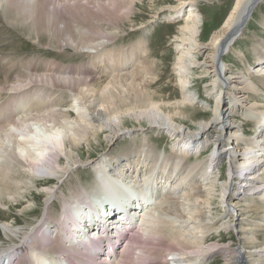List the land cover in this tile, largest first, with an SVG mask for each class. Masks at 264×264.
<instances>
[{"label": "bare ground", "instance_id": "bare-ground-1", "mask_svg": "<svg viewBox=\"0 0 264 264\" xmlns=\"http://www.w3.org/2000/svg\"><path fill=\"white\" fill-rule=\"evenodd\" d=\"M252 1L236 0L232 12L228 15L222 27L214 30L206 42L199 39L203 19L202 22L199 21L198 17L202 15L196 11V3L193 4L191 0H188L184 1L185 4H182L190 7V10L188 21L182 27L179 43H177V48L181 49L180 53H182L177 63L178 70L181 72L179 80L182 83L181 89L185 90L189 86V80L185 72L191 66L192 69H196L195 71L202 70L209 78L207 82L213 88L208 89L207 92L209 96L216 98V106L215 110L212 111L213 118L207 121L205 117H198L195 108H193V105L198 103V99H200L198 94L186 92L181 99L166 102V99H161L162 97H159L156 91L147 90V86H145L147 83L144 85L143 82L140 83L141 79L145 77L143 75L146 74L140 75L143 76L140 78L136 76L137 70L127 72L126 70L129 69L127 67L132 64L134 53L120 55L112 59L114 61L108 65V67L117 65L116 71L122 74L116 75L114 80L118 81L120 79L121 86H126V90L122 92L123 95L114 93L110 95L111 93L106 90L109 84L113 85L114 81L108 80L104 84L105 86L93 89L98 90L96 95H101L99 96L100 101H98L101 102L100 108L95 107L92 113H86L88 115L85 113L78 114L73 118L71 112L77 109L76 105L70 103L67 110L59 109L60 105L64 104L62 102L65 97L63 94L57 93L61 90H75L77 95L80 94L79 96L84 97L86 95L84 90L87 91L88 87L95 86V84H92L94 78H91L93 74L91 70H89L91 73H86L87 70L84 69H82L84 73H80V71L75 73L74 67L58 65L47 70L38 61L32 62L37 59L36 57L31 61L29 60L31 63L29 61L25 63L11 61V67L8 69V65L4 64L6 62L3 61L12 58L9 57V54L2 52L3 57L0 58V67L6 71L0 68V93H4L3 91L9 89L12 94L7 101L5 100L4 104H0V138L7 139L4 138V132L9 131L6 137L11 140L15 139L16 136L21 138L22 135H24L26 143L30 142L29 139L31 140V144L21 146L16 153L19 158L23 157L27 161L26 173H20L19 179H34V181H37L34 182L35 184L44 185L42 188L46 190L47 197L48 195L56 198L60 197L57 193H54L56 189L51 188L49 185L54 181H58L60 173L68 170L63 166L64 159L56 152L55 146L59 148L61 154L70 156V160L67 161L68 168L70 165L76 164L78 158H81L78 150L83 146L72 144L67 147L78 153L76 156L70 150L66 151L64 147L65 139L70 130H63L61 120H64L66 125L71 120L85 124L87 126L85 129L74 127V130L82 135L88 145L93 140L98 141L102 136L108 140V143L113 142L116 136L120 134L119 132L123 130L122 127L126 126L129 121H135L138 126L144 129L147 126V131L154 128L155 131L168 132V135L177 138V142L171 144V146H175L172 149L174 155L171 154L167 158L164 153L152 151L155 149L148 152H151L150 157L152 160L145 157L143 161L140 154L141 148L138 152L131 149L132 153L129 152L126 155L124 153L117 155L115 151L104 153L101 159H109L102 166L100 165L101 167L99 166L101 171L93 173V186L87 190L82 188L81 185L79 186L81 187L80 190L86 191L74 190L73 193H70L71 198H68L69 200H65V198L63 202H60L63 207L62 219L60 217V219H57L58 221L51 220L47 217L49 215L47 213L45 216L47 218H44L39 226L25 235H20L23 240L18 245L0 248V264H14L15 261H18L17 264H34L35 262L36 264H95L92 262L86 263L78 258V253H84L90 257H94L99 253L103 254L100 263L96 262V264H146L137 260H143V256L148 253L151 254V251H154V255L156 252L163 260L166 258V260H162L164 264H206L216 256H223L225 264H249V262L256 264L254 262L264 259V244L261 241H256V239L259 240L258 236L253 238L254 235H252L258 234L260 230L255 229L256 231H254L253 224H248L249 221L246 219L247 215L252 212L248 211L251 207L250 198L263 195L261 196L263 197L261 202L264 205V110L262 109L264 103H259L257 100L261 96L249 95L251 91H262L264 74L260 78L254 76L256 80L262 83L252 82L251 77H247L243 71H234L233 67L225 61L228 58L227 54L235 49L244 30L254 17V13H256L254 11L248 22L244 23L248 6ZM263 2L264 0H260L256 9ZM89 5L84 4L83 0H0V7L2 9L4 7L7 14L9 13L8 18L5 15L7 20L18 24L20 30L28 31L29 36L32 37V32L37 35V43L40 42L42 36L40 27L43 26L50 33L51 38L55 39L59 35L66 36L63 39L65 46L73 48L75 54L82 57L84 53H92L93 51L96 54L98 47L101 45L99 42L101 39L107 41L113 39L105 32L104 25L114 23L112 18L117 14L115 13V5L105 6L99 4L92 8ZM80 11L86 19H91L95 23L101 17L99 21L101 23L95 25L96 29L90 30L92 33L81 30L79 27H77L79 32L77 30L74 34L70 32L71 25L78 19L76 14ZM176 11L177 14L181 13L182 7L181 9L176 8ZM107 16H110L109 19H106ZM173 16L174 14L169 15L170 18H174ZM3 18L0 13V28L3 27L1 24L4 21ZM262 24L264 26V21ZM256 43L255 63L258 69L255 68L256 70H253L251 74L264 71V40H257ZM1 49L5 50V47L2 46ZM107 54L106 50L102 49V52L98 54L102 57H98L95 62L88 66L94 69L100 62L105 61L103 55ZM138 67L140 68L139 64ZM96 68H99V66ZM96 68L94 70L97 71ZM129 76L130 78L127 79ZM136 79L140 81L136 82ZM145 81L147 82V80ZM244 83L247 84L246 87L250 86L248 87L250 91L244 88ZM38 91L42 92L41 97L39 96L38 101L35 99L36 103L33 104L34 100L31 98ZM218 95L220 99H217ZM76 102L79 104L80 101ZM249 104H252L250 108L247 106ZM200 106L205 109L209 108L203 103ZM254 107L262 112L259 117H254L257 120L258 133H261L262 136L261 139L258 138L255 142L250 141L247 144L243 141L245 139L244 133L241 134L243 125L239 122L238 117L245 114L251 115ZM33 108H35V114H24L26 110L32 111ZM27 118L28 120H26ZM184 118H190V120L193 118L192 121L195 120L194 122L198 120L196 126L186 127L175 123V120ZM144 121L147 122V125H142ZM31 124L32 126H30ZM45 124L46 126L52 124L51 127H54V133H41V131L35 130L36 128L33 126H45ZM70 129L72 128L70 127ZM127 129L130 130V128ZM24 130L30 132V134L25 135ZM209 130L215 131L216 134H208ZM133 131L140 130L139 128H133ZM124 133L126 132L123 131L122 135ZM48 143L52 144L49 145ZM34 147L37 149V152H34L35 154L31 150ZM257 147L259 149L255 151ZM2 150L3 145H0V151ZM207 151L210 152L209 158L200 162L198 157ZM191 157H196V160L188 163ZM187 158L190 159L187 160ZM222 159L227 161L230 180L219 185L215 170L218 167V160ZM6 161L7 159L3 160L2 163ZM8 166V161L0 166V194L4 195L6 193L12 197L11 199H15V195L20 197L26 192L21 194V190L15 186L13 180L3 177V174H13L12 169ZM104 169L105 171H103ZM95 175H97V179ZM237 176H242V180L237 178L239 183L235 182ZM78 181L76 183H80ZM125 181L127 184H125ZM128 184L132 185L130 186L132 189H127L125 185ZM169 184L172 185L169 186L171 188L166 189ZM19 185L21 186V183ZM52 185L54 186V184ZM216 192L219 193V200H215L214 194H217ZM93 196H100V201H93ZM163 196L168 197L163 198ZM200 198L204 200V213H198L195 209L197 203H200ZM215 201L221 203V207L225 212V218L222 217L218 221L213 215L210 216L211 212L216 210L214 208ZM49 205L46 208H49ZM141 208L142 210H140ZM206 208L209 211H205ZM244 211H246V214ZM51 221L54 222L53 225L50 224ZM200 221L212 222L214 223L213 226L219 225L217 229L216 227L211 228L210 224H207L204 228L208 229L209 227L215 233H220L223 229L226 231L231 229V232L236 231V235L241 241V249L233 248L228 243V246L217 242L211 243L214 236H205L206 231H202L200 236L197 237L196 232L198 230L196 228V231L195 227L201 223ZM196 224L197 226H195ZM130 225L131 227H129ZM183 225L189 231L184 232ZM254 225L263 229L264 221L257 222ZM45 226L49 229H46ZM169 226L175 227L177 230H173V235L168 234L171 232L166 231L168 234L166 236L165 228ZM121 227H123V237L119 248L116 250L118 245L116 235ZM178 228H182V231H178L180 230ZM135 231L138 233L141 231L143 233L141 235L144 237H155L154 239L150 238L153 241L157 239L156 245L161 248H150L148 243L140 247L138 240H134L133 233ZM163 234L164 236H162ZM203 234L204 236H202ZM58 235L61 237V242L57 243L55 241L58 240L56 238ZM131 235L133 240H130ZM105 237L110 239L112 248L107 247ZM166 240L167 242H165ZM54 244L60 246L61 251L57 252L54 249L49 251ZM28 246L32 250L29 252L28 248L26 256L24 254L18 255L17 258L7 256L11 255V251L14 250L23 252ZM133 251L136 254L131 255V253H134ZM17 252L14 253L18 254ZM64 255L73 260L63 261L61 258ZM169 255L170 257H168ZM130 258L132 260L127 262ZM34 259L35 262H33Z\"/></svg>", "mask_w": 264, "mask_h": 264}, {"label": "rangeland", "instance_id": "rangeland-1", "mask_svg": "<svg viewBox=\"0 0 264 264\" xmlns=\"http://www.w3.org/2000/svg\"><path fill=\"white\" fill-rule=\"evenodd\" d=\"M184 1H188V0H83L84 4L86 3L90 4L89 6L91 8L99 4L105 5V6L115 5V10H116L115 13H117L114 16V18H112L114 20V23H108L107 25H104L105 32L107 33V35H109V37L113 39L110 41H107L106 39L105 40L101 39L99 41L101 45L100 47H98L96 54L94 51L92 53L90 52L84 53L83 57L79 54L76 55L75 52L73 51V48L65 46V42L63 41V39L66 38V36L59 35L60 38L59 37H56L55 39L51 38L50 33L46 30V28H43V26L40 27V30H41L40 33L42 34V36H41L40 42L37 43L38 42L36 40L37 35H35L32 32V37H31L27 34L28 31L23 30V29L20 30L18 28V24L12 23L9 20H7L9 13L7 14L4 7L3 9L2 7H0L1 16L2 18L3 17L5 18V19L3 18L4 21L3 23H1L3 27L0 28V58L3 57L2 52L9 54V57L12 58L9 60L4 59L3 61V62H6L4 64L8 65V69H10L11 67V61L15 63H21V62L25 63V62H28L29 60L31 61L34 57H36L37 59L32 62L38 61L39 63H41V66H45L47 70L51 69L53 66L58 65V66H64V67H70V66L74 67L73 69L75 70V73L79 71L80 73H84L82 69L87 70L86 73H91L92 71L93 74L91 78H94V81L92 84L93 85L95 84V86L92 87L90 85L92 88L88 87L87 91L84 90L86 92V95L84 97L79 96L80 94L77 95L75 90L73 91L72 90H66V91L61 90V91H58L57 93V94L59 93L63 94V96L65 97L62 102V104L63 103L64 104L60 105L59 109L67 110L70 106V103H72V105L73 104L76 105L77 109L72 110L73 112H71L73 114V118H75L76 115L78 114L92 113L95 107H97V109L100 108L99 105L101 104V102L99 103L98 101H100L99 96L101 95L100 94L96 95V92L98 90H93V89H97L100 86H105L104 84H106L108 80H112V82L113 81L114 82H113V85L109 84L108 89L106 91L110 92L111 93L110 95H112V93L116 95H120V94L123 95L122 92L126 90V86L125 85L121 86L120 79L118 81L114 80V77L116 75L118 76L122 74L116 71L118 68L117 65H111V67L110 66L108 67V65L114 61L112 59L117 58L120 55L134 53L132 64L131 66L127 67L129 69H127L126 71L135 72L137 70L138 72V70L140 69L139 72L140 71L141 72L140 73L136 72V76L140 78L145 76L144 78L141 79V81L139 79L138 80L136 79V82L140 81L141 84L143 82V85L147 83L145 84V86H147L146 87L147 90L151 92L156 91L158 93V96L162 97L161 99L163 100L166 99L165 100L166 102H169V101L173 102L178 99H181L184 93L186 92H189L192 94H198V97L200 99H198V103L193 105V108H195V112L198 117L200 118L205 117L207 121L213 118L212 111L215 110V106H216V98L209 96L207 92L209 91L208 89L213 88V87H210V83L207 82L209 78L206 77L205 73L202 70L195 71L196 69H192V66L191 68L188 66L189 70L187 71L189 72H187L186 70H185L186 72L184 71L186 74L183 72L185 75H187V78L189 80V86L185 90L181 89L182 83L179 80L180 79L179 75L181 74V72L178 70L177 63L182 53H180L181 49L177 48L178 46L177 43H179L178 41H179V36L182 33V27L188 21V17H189L188 12L190 10V7H188L187 5H182ZM191 1L193 4L196 3L195 4L196 11L200 15L203 16V17L202 16L198 17L200 22H202V19H203V23H201L202 24L201 31L199 32V36L201 33V37L199 39L202 42H206L208 41V39L210 38L214 30L222 27L224 21L226 20L228 15L232 12L233 6L236 0H191ZM181 7H182V12L177 14L176 12L178 10L176 11V8L181 9ZM186 10L188 11L186 12ZM255 11L256 13H254V17L251 19V22H249V25L244 30V33L241 36L240 41L236 45L235 49L231 50L230 53L227 54L228 58L225 59V61H227L226 63H229L231 67H233L234 71H243L247 75V77H251L252 82L258 83L259 81L256 80L254 76H257L260 78V76L264 74V71H258L254 74H251V73L253 72V70L258 69L255 63V60H256L255 51L257 47L256 42L257 40H264V26L262 24V22L264 21V2ZM81 13L82 11L77 12L76 16L78 17V19L75 20L76 22L72 24L73 27L72 25L70 27V32H72V34L76 33L75 30L79 32L77 27H79L81 30L89 31L90 33H92L90 30H95L96 29L95 25H98L97 23L99 24L101 23L99 22L101 20V17H99L98 22L95 23L91 19H86L85 15ZM198 13L197 15L199 16ZM172 14H174L173 16L174 18L169 17V15H172ZM5 15L7 18L5 17ZM109 17L110 16H107L106 19H109ZM70 19H72V17H70ZM114 29H116L117 31ZM2 46L5 47V50L1 49ZM102 49L106 50L108 54L105 56L103 55V58L105 61H102L98 64L99 68H96L98 66L94 67V69L95 68L97 69L96 71L92 69L91 67H89L88 65H91L93 62H95V60L98 59V57L99 58L102 57V55L98 56V54L102 52ZM138 64L140 68L138 67ZM0 68L1 70L6 71L2 67ZM145 71L147 72L145 73ZM143 74H146V75H143ZM140 75H143V76H140ZM129 78L130 76L127 77V79ZM145 80H147V82ZM245 80L247 81L248 79H245ZM259 83H262V82H259ZM245 84L246 83L243 84L244 88H247V90L250 91V89L248 88L250 86L246 87L247 84L246 85ZM261 89H262L261 92L251 91V94L249 93V95H252L254 97L261 96L262 98L260 97L257 100L259 101V103L261 102L263 104L264 103V84L261 86ZM3 92L4 93L2 92L0 93V104H4V102H6L7 99L12 94V92H10L9 89ZM41 93L42 92L38 91L37 94L33 98H31L32 100H34L32 102L33 104L36 103L35 99H37V101L40 99L39 96L41 95ZM81 98H82V101H81ZM217 99H220L219 95L217 96ZM74 101L75 102L80 101V102L79 104L76 102L78 104L77 105ZM202 103L203 105L206 104L209 108H206L207 109L206 110L203 106H200L202 105ZM41 105L43 106L42 103ZM103 105L105 106V104ZM251 105L252 104L247 105L248 108H250ZM35 108L31 109L33 112L27 111L28 110L27 108L24 114H27V113L35 114L36 113ZM262 109L264 110V108ZM261 113L262 112L260 111V109H257L254 107L253 111H251V115L245 114L242 116L243 118L238 117L239 122L241 123V125H243V129L241 132V134L244 133L243 135L245 139L243 141H245L247 144H249L250 141L255 142L258 138L261 139L262 135L261 133H258L259 128H258V125L256 124L257 120L255 119L256 117H259ZM0 117H1V114H0ZM191 119L193 120V118ZM26 120H28V118ZM189 120L190 118H187V119L184 118L181 120L177 119L175 120V123L181 124L182 126L185 125L186 127H191L194 125L196 126L198 120H196V122H194L195 120L194 121L192 120L189 121ZM61 122H62V126L64 127L63 130H66V129L70 130V132L67 134L66 139H65L66 141H65L64 147L66 151L68 152L70 150L67 147L72 144H76V146H83V147L78 150L81 158H78L77 163L74 165H70L68 168L69 164L67 161L70 160V156L61 154L59 152V148L55 146L56 152L59 153L60 156L64 159L63 166L66 169H68L67 172L60 173L61 175H59L60 177H58L59 178L58 181L52 182L54 186L52 184L49 185L51 188L57 190V191L55 190L54 192V193H57L58 196H60L57 198L52 197V195L50 196L48 195L47 197V193L45 192L46 190L42 188L44 185L41 186L40 184H35L37 182L36 180L35 181L34 179L26 180L25 178H23L24 180L19 179L20 173H24V174L26 173L27 168L25 166H26L27 161L23 157L19 158V156L16 153L18 150H20L21 146L26 145V144L27 145L31 144L30 143L31 140L29 139L30 142L26 143L25 142L26 140L24 139V135H22L21 138L16 136L14 137L15 139L11 140L8 137H6V134H9V131L4 132L5 134L4 138H7V139L3 140V138H0V145H3V150L0 151V166H2L3 164H6L8 161L9 163L8 167H10L13 171V174L11 175L3 174V177L5 179L13 180L15 182V186H17L21 190L20 191L21 194L26 192V194H23L20 197L15 195L16 197L15 199H11L12 197H10L6 193L4 195L0 194V248H9L15 244L18 245L23 240L21 239L22 237L20 235L22 234L25 235L26 233L31 232L35 227L39 226L43 222L44 218L50 217L51 220H54V221H56L57 219H60V217L63 216L61 215L63 214L62 213L63 207L61 205L62 203L60 202H63L65 198H66L65 200H69L68 198H71L70 193H73L74 190H77V191L80 190L81 187L79 186L81 185H82V188L87 189V190H89L90 187L93 186V173L101 171L100 170L101 168H99L98 162H96V160L100 156H102L104 153L106 152L113 153L115 151L117 155L122 154V153L126 155L129 152L132 153L131 149L136 150L138 152V150H140L141 148L140 154H141L142 161L145 160L143 159L145 157L151 159L150 157L151 152L150 153L148 152L149 150H152V149H155V150H152V151H155V153L156 151L164 153V155H166V158L169 157L171 154L174 155V153H172V149L175 146H171V144H173L174 142H177V138H174L173 136H170V135L168 136L167 134L168 132L164 133V132L155 131L154 128L149 129L147 131L148 129L147 126L145 129L141 128L140 126H138V123H136L135 121H129L126 124V126H123L122 127L123 130L119 132L120 134L116 136L113 142L108 143V140L104 136H102L100 139H98V141L97 140L91 141L90 143L91 146L85 142V139L82 137L80 133H78V131L74 130V127L85 129L87 127L85 126V124L80 123L78 121L76 122V120H71L67 122L70 124V126H68L69 124L66 125V122L64 120H61L60 123ZM49 125L50 126H46V124L45 126L44 125L42 126L33 125V126L36 128L35 130H37L38 132L41 131V133H46V134L54 133L53 131L54 127H51L52 124H49ZM142 125H147V122L145 121L142 122ZM30 126H32V124ZM70 127L73 130L70 129ZM127 128H130V130H128ZM133 128H136V129L139 128L140 131H133ZM263 130H264V125H263ZM123 131H125L126 133L122 135ZM24 133L25 135L30 134V132L25 131V130H24ZM210 133L214 135L216 134V132L212 130H209L208 134ZM159 136L160 137L162 136V137L160 138ZM188 136L190 137L191 135H188ZM48 144L51 145L52 143H48ZM176 145L178 146L179 144L177 143ZM258 149L259 148L257 147L255 151H257ZM31 150L33 153L37 152V149L35 147ZM70 152L74 153L75 156L78 154L72 150H70ZM202 154L203 155L198 157V159H200L199 160L200 162L207 160L209 158L210 152L207 151L206 153H202ZM5 159H7V161L2 163V161ZM107 159L106 158L101 159L100 157V162L104 160L108 161ZM189 159L190 158H187V160ZM195 160H196V157H191L190 162L188 161V163H191L192 161L194 162ZM217 166L218 167L215 170V176L217 177V179H219L217 182L220 185L224 181L230 180L229 179L230 171H229V167H227V161L223 159L218 160ZM0 174H1V171H0ZM237 178H239V180H242V176H237L235 178L236 183H239ZM10 180H9V183H10ZM77 180H79L78 182L80 183H76ZM19 183H21V186L19 185ZM206 183L208 184V181ZM125 184H127L126 181H125ZM25 185H27L28 187L27 186L25 187ZM125 186L127 187V189H132V187H130L132 185L130 184L125 185ZM169 186H172V185L169 184L166 187V189L171 188ZM82 191H86V190H80V192ZM216 193L217 194H214L215 200H219V197H218L219 193L218 192ZM261 196L263 195H260L259 197L254 196L253 198H250L251 207L249 206L250 209L248 211H252V212L251 214L247 215V218L245 216L244 217L249 221L247 222L248 224H251V225L253 224L254 231L260 230L259 233L257 232L258 234L256 233L252 234L254 235L253 238L258 236L259 240L256 239L257 238L256 237L255 238L256 241H261V243L264 244V228L260 229L261 227L259 226L257 227L254 225L257 222L264 221V205L261 202V199L263 198ZM164 197L167 198L168 196H163V198ZM97 200L100 201V198L98 199L96 198V200L94 198L93 201H97ZM169 200L167 201L169 202ZM199 201L200 203H197L198 205L195 206V209L197 210L198 213L200 212L204 213V210H203L205 206L203 205L204 200L203 198H200ZM212 201H213V198H212ZM215 202L216 204L214 208H216V210L211 212L210 216L213 215V217H216L217 219L216 218L215 219L218 221L222 217L225 218L224 216L225 212L223 211L221 207V203H218V201H215ZM48 205H49V208H46L48 207ZM197 206H198V209H197ZM205 211H209V209L206 208ZM47 213H49V215L45 217ZM244 213L246 214V211H244ZM198 215L197 217L200 216ZM196 219H199V218H196ZM200 222L202 223V225H200L201 223L198 226H197L198 223L195 225L197 226L195 227V230L196 228L198 230V231L196 230L197 232L194 230L197 233L196 235L197 237L200 236V233H202V231H206L205 236L207 235L214 236L212 238L213 240L211 241V243L217 242V243H220L221 245L224 244L227 246L229 244L233 248L235 247V248L241 249V241L236 235V231L231 232V229L227 231L223 229V231L221 230L220 233L219 232L215 233V231H213V229L211 228L216 227L217 229L219 225L213 226L214 223L212 222L209 223V221H200ZM204 223L206 224L204 225ZM207 224H210L211 228L208 227V229H204L206 228ZM183 227H184L183 228L184 232L189 231V229L186 226L183 225ZM178 229H180L178 231H182V228H178ZM173 230L175 231L177 230V228L175 227L172 228L171 226H169L168 228H165V235L167 234V232H171L168 234L173 235L172 234V232H174ZM133 234H134L133 236L135 237L134 240L136 239L138 240L140 247L143 246V244L148 243L150 248H156V247L157 249L161 248L156 245L158 241L157 239L156 241L154 240L155 242L151 239V238L154 239L155 237H152V236H150L151 238L148 236L144 237L143 235H141L143 234L141 231L140 233L135 231ZM168 234L166 236H168ZM133 236L131 235L130 240H133ZM162 236H164V234ZM202 236H204V234ZM56 238H58V240L56 239L55 242L57 243L61 242L60 240L61 237H59V235ZM151 242H154V243H151ZM165 242H167V240ZM29 247L30 246H28L27 249ZM50 249L49 251H52V249H54L57 252L61 251L60 246L55 245V244L52 245ZM31 250L32 249L29 248V252ZM263 251H264V248H263ZM29 252L28 254L30 255ZM132 254H136V252L131 253V255ZM168 257H170V255ZM218 257L216 256L214 259H210L208 263L206 264H225L223 256H218ZM159 258L160 256H158L156 252L154 255V251H151V254L148 253L143 256L142 259L144 261L143 260H137V261H140L141 263H146V264H164L162 262L163 259L161 258L159 259ZM131 260L132 258H130L127 262H130ZM164 260H166V258ZM95 261L99 263V259L97 258V255L95 257ZM33 262H35V259ZM252 263L253 262H249V264H252ZM254 263L264 264V259H262V261H259V262L256 261ZM34 264H36V262Z\"/></svg>", "mask_w": 264, "mask_h": 264}, {"label": "water", "instance_id": "water-1", "mask_svg": "<svg viewBox=\"0 0 264 264\" xmlns=\"http://www.w3.org/2000/svg\"><path fill=\"white\" fill-rule=\"evenodd\" d=\"M260 2V0H253L251 3H250V5L248 6V10H247V12H246V15H245V17H244V23L246 24V22H248V20L250 19V17H251V15H252V13L255 11V9H256V6L258 5V3ZM99 190V189H98ZM93 199L94 198H99V196H93L92 197ZM121 204V203H120ZM142 208H144V207H142ZM142 208L140 209V210H142Z\"/></svg>", "mask_w": 264, "mask_h": 264}]
</instances>
